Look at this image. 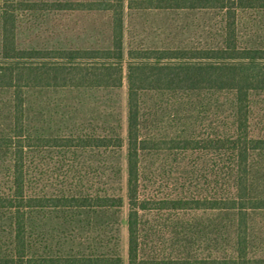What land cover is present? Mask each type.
Masks as SVG:
<instances>
[{
    "label": "trees",
    "instance_id": "16d2710c",
    "mask_svg": "<svg viewBox=\"0 0 264 264\" xmlns=\"http://www.w3.org/2000/svg\"><path fill=\"white\" fill-rule=\"evenodd\" d=\"M36 13L104 16L105 39L21 42L20 18ZM124 81L125 140L99 118L31 133L29 92ZM0 92V264H124L123 207L126 264H264V136L249 127L250 95L264 94V0H0ZM225 94L227 124L209 117Z\"/></svg>",
    "mask_w": 264,
    "mask_h": 264
},
{
    "label": "rangeland",
    "instance_id": "374dc122",
    "mask_svg": "<svg viewBox=\"0 0 264 264\" xmlns=\"http://www.w3.org/2000/svg\"><path fill=\"white\" fill-rule=\"evenodd\" d=\"M49 1V0H28ZM56 1V0H50ZM68 1V0H61ZM91 1V0H77ZM206 19V18H205ZM148 25L158 26L163 23L176 20V17L147 16L143 19ZM184 20L183 17L178 21ZM207 21H212L206 19ZM19 40L26 42L29 39H66L80 44L83 40L93 41L95 38L105 39L106 18L93 14H24L20 18ZM137 22V21H136ZM139 22V20H138ZM125 47V51H126ZM230 95H221L213 99L210 118L218 117L223 123L229 122ZM9 94L0 92V129L5 128L8 123ZM26 122L31 133L49 134L70 132L72 129L87 128L93 118L101 119L93 122V126L106 121L110 124L118 122L119 133L123 140L126 137V88L123 87L114 92H29L25 101ZM110 116V118H109ZM113 116V118L111 117ZM249 127L254 136H264V94L253 93L250 95L249 103ZM43 132H36V131ZM54 131V132H53ZM2 133V132H0ZM6 133V132H4ZM61 133V132H60ZM125 153L123 147L119 153L120 165L122 167V181L120 192L125 196ZM3 158L0 156V173L3 167ZM113 161H107L110 166ZM127 209L123 207L119 220V253L126 264L127 231H126ZM7 222L0 219V247H4L9 239ZM54 226V225H53ZM47 228H50L49 225ZM69 249V248H65ZM64 249V250H65Z\"/></svg>",
    "mask_w": 264,
    "mask_h": 264
}]
</instances>
